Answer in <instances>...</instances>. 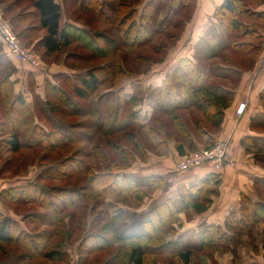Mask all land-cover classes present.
Instances as JSON below:
<instances>
[{
  "label": "trees",
  "instance_id": "16d2710c",
  "mask_svg": "<svg viewBox=\"0 0 264 264\" xmlns=\"http://www.w3.org/2000/svg\"><path fill=\"white\" fill-rule=\"evenodd\" d=\"M194 3L195 0H147L146 2H143V0H119L116 4H110L105 0H75V11L83 12L87 16L85 17V26L81 28L71 23L62 25L63 7L57 0H33V7L36 12L29 13L25 17H21V15L13 16L12 21L16 26H19L30 18L37 21V24L20 31L18 36L23 40L26 30H31L33 33H36L37 30H44L45 33L38 42L44 49V57L58 53H67L70 48L78 46V43L83 42V45H85L83 48L86 47L88 50L94 51L88 58L109 60L106 63L100 62L97 65H93V67L83 72L79 76L78 85L72 81L75 84L73 91L79 100L89 98L92 93L98 90L104 79L110 78L112 86L118 87L126 79V76L129 75V71L124 69V65L129 58L136 64L138 62L151 61L147 55L137 53L135 50L143 48L145 45L155 42V40H158L153 50L156 54H160L163 50L165 51L175 45L181 31L180 28H184L185 24L193 17ZM262 4H264V0H224L215 9L213 14L215 24L218 25L217 28L220 27L224 30V33L220 34L222 49L209 55L211 59L221 58L220 60H224V63H221L223 66L221 68H214L215 64L213 66L209 64V67H207L206 61L209 56L200 57V55H195L193 58L185 57L180 59L178 66L173 73L166 76L162 85L148 89V96H145L147 99H145L144 105L147 104L152 109L150 119L147 115L140 119L132 112L129 119L121 124L117 117L119 109L117 108L112 125L108 126L104 131L106 136H113L114 134L124 132L123 137L125 140L129 142L133 140L134 145L140 146V142L146 144L147 139L158 140V144H163L164 141L161 139V136L165 133L168 139L176 141L177 149L180 153H183V151L181 152L183 143L189 141L188 138L191 132V122L186 120V117H191L194 129L199 133H202L205 122L214 128H221L224 122L225 110L231 106L233 96L230 92L221 90L220 87H227L226 82L234 79L231 76L237 74L235 71L247 70L254 66L263 50L264 35L262 31H264V11L257 10ZM106 6L109 7V10L113 14L115 13L114 19L108 16L105 10ZM12 10L14 9L12 8ZM162 14L164 16L161 19ZM98 22L112 23L115 31L121 34L122 41L117 42L114 37L115 34L110 33V31H99L94 27L92 28L93 23L97 24ZM217 28H214L213 32L216 36L219 29ZM177 29H179L178 33ZM224 35L226 38H224ZM124 48L128 52L127 55L123 52ZM224 50L229 52L224 53ZM0 56H3V53ZM113 65L114 69L112 68ZM6 66L10 68H3L4 71L0 73V103H2V98L6 97L4 91H7V88L13 91L14 82L10 80V76L17 71L16 67L12 64H6L4 67ZM225 66H229L230 68L225 70ZM129 67L127 66V69L133 70ZM232 67H236L237 70ZM148 71L146 70V72ZM132 72L137 73L139 71L136 69ZM65 77L67 79L70 78V76ZM218 80L222 83H214L218 82ZM51 89L53 91L57 88L51 85ZM61 90L63 91L59 93L60 96L62 97L63 95L65 97L64 93L67 91L63 87ZM122 95L121 101L125 102L123 104L132 105L137 102L135 96L128 98L125 92ZM48 99L45 98L43 105H49ZM66 99L68 102L66 106L73 105L70 99ZM58 100L62 101L60 97H58ZM260 100L264 107V90L260 94ZM24 101L25 99L21 98L20 94H15L12 105L4 113L9 132L3 140H7L4 142L13 152H19L24 147L23 145L30 147L34 143L51 142L53 137L56 142H51V144L54 146L58 143L64 145L78 140L89 142L90 137L91 140H94V133L90 135L79 133L76 137H70L66 129L63 133L58 128L54 131L49 130L47 133L49 137H44V132L39 133L37 130L44 131L47 129H43L46 127L40 123L35 111L36 124L34 136L25 137L16 128L18 126V123L16 124L17 115H14L13 112L19 105L22 108H29L30 111V106L26 102L24 103ZM35 105L38 104H34L33 110H36ZM54 107L59 108V105L56 104ZM87 110L88 112L92 111L96 115L95 117H98L99 108L95 110L84 109L82 110L83 114H87ZM105 121L104 119H100L96 123L93 121V124L91 121L89 122V127H95L99 132L103 131ZM134 126L137 129L131 130ZM258 126L252 125L255 129H264V122L258 123ZM103 136L106 137L105 135ZM110 144L115 147L110 154L104 151L103 145L98 142L92 148V151L87 153L95 155L102 161L110 159L109 164L104 170H97L84 165L80 168L81 171L84 170L83 183L85 184L79 185V188L63 186L60 189L56 187V189H60V193H66V197H63L65 208L71 209L72 205L74 206L85 198L90 197L91 191H94V195L99 198H106L120 191H125L132 200L141 202L144 197L149 195L150 189L161 187L167 190L171 183L169 178L161 176L141 177L126 173V169L129 168L130 162L133 160L131 150L126 145L123 146L119 141L113 143L109 141ZM254 150L262 151L263 149L255 146ZM247 151L256 155L249 148H247ZM80 152L84 153V151ZM68 168L69 163L50 166L47 170L55 172V169H58L59 175L65 177L66 175H70L71 171H68ZM208 184L209 180H206L201 185L190 186L185 189V194L182 198L167 200L162 204L154 203L147 211L142 213L133 211L128 215L123 211L118 212L113 217L104 219L106 220L104 226L110 227L111 224H115L113 226L115 228L120 220L133 219L128 225L124 224L125 228L118 236L122 243L120 249L122 250L127 246V260L130 264H149L159 254V250H165L163 246L159 247L158 245L163 240H157L164 237L167 234V230L162 229L163 222L159 224L156 217L161 218L162 215H167V220L171 222V216L176 215V211H168V207H173L178 211L191 208L198 213L204 212L211 203V200L206 203V206H201L198 196L207 190ZM30 187L33 189H30ZM2 194L4 196H14L12 198H24L30 202L43 201L44 203L45 199L39 200L37 196H49L46 188L44 189L41 185L32 183L11 187ZM77 195L78 199L75 200L74 196ZM242 199L241 220H226L223 224H207L201 230V243L199 244L203 248L209 249L223 243H230L232 246L240 245L243 238L252 232L255 225L264 220L263 203L254 202L247 196H243ZM51 204L54 203L51 202ZM47 205L49 207L52 206L50 204ZM99 213L97 219L100 216L99 220H101L104 217L101 215L102 211ZM99 220L96 222L99 223ZM96 222L93 221V223ZM174 230H169L168 233L172 232L175 234ZM47 235L49 238L50 234L44 233V231L29 233L21 228L17 220L0 212V264H5L7 261L12 260V256L14 255H22L26 259L39 255L47 258L61 256L62 253H57L59 251H45L43 249L47 245ZM154 238L156 241L152 244V241L155 240ZM93 239L98 238L93 237ZM106 241L108 242V240ZM22 242L27 243V245L21 244ZM188 243L190 242L188 241ZM171 244L165 246L167 250L175 251V258L177 260L189 264L193 256L192 249L187 248L190 245H187V243L176 244L174 242ZM98 246H102V244Z\"/></svg>",
  "mask_w": 264,
  "mask_h": 264
},
{
  "label": "rangeland",
  "instance_id": "374dc122",
  "mask_svg": "<svg viewBox=\"0 0 264 264\" xmlns=\"http://www.w3.org/2000/svg\"><path fill=\"white\" fill-rule=\"evenodd\" d=\"M118 1L119 0H117V2ZM146 1L147 0H143V2ZM194 6L195 3L193 8ZM260 7L264 8V4L260 5ZM12 8L14 10H12ZM64 8L66 12L65 14H67V16H71L72 7H69V4L67 5L65 3ZM74 10H76V8H74ZM105 10L107 11L109 17H112V19L115 18V13L113 14L109 10V7L106 6ZM257 10L259 9L257 8ZM0 11L4 14L3 19L9 21L13 25L14 31L17 33V35H19L18 33L23 31L25 28L37 24V21L31 18L19 26H16L12 21L13 16L21 15V17H25L29 15V13L36 12L33 7V0H0ZM78 13H75L74 16H79ZM84 15L85 16L82 15L83 19L87 17L85 13ZM163 16L164 15L162 14L160 18L162 19ZM209 24L207 23L208 27L205 26L206 28H201L202 34L195 39L194 44H181L179 46L177 44L186 25L188 26V23H186L184 28H180L181 31L178 39L176 40V44L165 50L166 52L163 50L164 52L162 51L160 54L154 53L153 50L156 46L155 44L158 43V40H155V42H152L151 44L145 45L143 48L135 50L137 53H144L147 55L151 61L144 63L138 62L136 64L131 61V58H129L127 63H124V69L129 71V75L126 76V79L120 83L118 87L112 86L110 78L104 79L102 84L98 87V90L92 93L89 98L79 100L73 91V86L75 84H79V76L87 69L93 67V65H97L100 62L106 63V61L109 60L103 58H88V56L92 55L94 51L90 49L88 50L86 47L83 48L85 46L83 45V42L78 43V46L70 48L67 53H58L44 57V49L38 43L40 38L45 33L44 30H37L36 33H33L31 30H26L24 32L23 40L20 38V36H18V39L22 45L30 49L37 57L40 63L39 66H44L43 68H45L47 72L50 71L51 74L50 77L46 78L44 75L45 78L41 79L44 87L43 93L34 91L36 80L30 82V87L33 89L31 91L29 90V87L27 91L33 99V103H37L38 105H35L36 110L30 108V111L29 108H22L21 105L15 108L13 112L14 115H17L16 124L18 123L16 128H18L22 134L25 135V137H33L34 127L36 124V112L40 123L46 127L43 129H47L44 131L40 129L37 130L39 133L44 132V137H49L47 135L49 130L54 131L57 130V128L63 133L66 129L70 137H76L79 133H84L85 135L94 133L95 137L93 138L94 140H91V137L89 136V142L78 140L64 145L58 143L56 146L51 144V142H56L54 137H51V142L34 143L33 146L30 147H27L28 145H23L24 147L19 152H13L4 142L7 140H3L5 136L7 137L9 132L4 113L12 105V101L15 99V94H20L21 98L25 99L24 90L28 87L27 80L23 79L22 82H20V92H17V86H14L13 91L8 88L7 91H4V94L6 93V97H4V99L2 98V103H0V212L17 220L21 228L29 233L44 231V233L50 234L49 238L48 235L46 237L47 245L43 249L45 251H59L57 253H62L61 256H54L53 258H47L45 256L39 255L31 259H26L22 255H14L12 256L13 259L7 261L5 264H130L127 260V246H125V248L122 250L120 249L122 243L120 242V238H118V236L125 228L124 226L128 225V223L133 219L129 218L125 221L120 220L116 224L117 226L115 228L113 227L115 224H111L110 227H105L104 225L106 220L104 219H107V217H113L121 211L127 213L128 215L133 211H136L137 213L147 211V209H149V207L155 202H151L150 198L147 199L146 197H148L150 194H155L158 189L160 190L161 187L150 189L148 192L149 195L144 197L143 201L141 202L132 200L125 191H120L117 194L106 198H99L98 196L94 195V191H91L90 197L85 198L74 206L72 205L71 209L65 208L66 206L64 205L63 197H66V193H60L59 190L63 186L79 188V185L85 184L83 183L84 170L81 171L80 167L85 165L88 167H93L97 170H104L109 164L110 159H105V161H102L93 154H87L92 151V148L95 147L97 142L103 145L104 151H106L108 154H110L112 149L115 148L111 144L109 145V141L110 143L119 141L123 146L126 145L128 149L131 150L130 152L132 153L133 158V160L130 162L131 164L129 168L126 170H129L130 168H137L139 171H141L142 169L140 167L146 166V161L148 160L149 154L161 155L163 149L169 148L168 146L172 145L170 143H173L177 149L176 141L168 139L165 133H163V136H161V139L164 141L163 144H158V140L154 141L152 139H147L146 144L140 142V146H138L133 144V140H131V142L125 140L123 137L124 132L120 134H114L113 136H106L104 131L108 126L112 125V122L115 118V110H117V108H119L117 117L119 119V123L121 124L129 119L132 112H134L140 119L146 116L141 114L138 110V107H141V105L145 103V101L142 100L143 97H145V94L142 96L140 95L141 101H139V97L137 99L136 96V99L139 102H136L132 105L123 104L125 102L121 101L123 98L122 94L125 92L126 96L131 98V93L127 92L130 91V89L125 90L124 88H120L122 84L128 81H133L137 77L144 76V74L148 73L149 71L157 72L160 69H175L178 66L177 62L179 63L180 61H177V59L180 58L179 55H181L182 52L188 51V53H190L193 57L195 55H200V57H208L212 53L222 49L220 34L224 33V30L220 27H218V29V25L215 24L213 19H211ZM93 27L99 31H110V33L112 32L115 34L114 37L116 38L117 42L122 41V38L120 37L121 34H119L118 31H115L113 24L110 22H98L97 24L93 23L92 28ZM214 28L218 29L217 36L213 34L215 30ZM178 31L179 29H177V33ZM224 38H226L225 35ZM192 39L190 41H192ZM2 45L4 47V44L0 40V55L3 53ZM262 48L261 62H259V73H264V42ZM224 51V53L229 52H227V50ZM123 52L125 55L128 54L125 48L123 49ZM220 59L221 58L211 59L209 56L206 61V66L209 67V64L212 66L215 64L214 68H221L223 66L221 63H224V60ZM129 64L133 70L127 69ZM3 68L9 69L10 67L1 66L0 73L4 71ZM112 68L114 69V65ZM228 68L230 67L225 66L224 69L228 70ZM232 68L237 70L236 67ZM252 68L253 66L247 70ZM136 69L139 72H132ZM145 69L149 71L146 72ZM243 71H246V69ZM65 76H70V78L67 79ZM72 81H74L75 84ZM238 81L239 78L234 76V79H230L226 83L228 87H233ZM214 83L222 82L218 80V82ZM22 85L25 86V88H23ZM51 85L57 88L56 90H53L54 92L51 89ZM62 87L65 88V91H67L64 93L65 97L62 95L63 98L59 94L61 91H63L61 90ZM225 88L226 87H220L221 90L227 91ZM58 97H60L62 101H59ZM45 98H49V105H43ZM66 98L70 99L73 105L66 106L68 103ZM25 102L28 105L26 99L24 103ZM56 104L59 105V108L54 107ZM146 106L147 105H144L143 107L145 108ZM88 108L90 110L99 108L98 117H95L96 115L92 111L88 112V110L87 114H83L82 110ZM146 114L150 119L152 116V109L150 106H147ZM2 115L3 117H1ZM100 119L106 120L104 122L105 126L103 131L99 132V130H96L95 127H89V122L92 121L93 124V121L96 123V121H100ZM185 119L191 121L190 137L188 138L189 141H186V143L184 141V143L182 142L183 149L181 152L183 151V153H180V151L177 149L180 155H178L174 169L178 168L179 162L185 156L189 157L200 150L214 148L217 144L227 141L218 140L213 144H206L202 137H204V135H213V133L219 131L220 128H214L209 123L205 122V126L202 128V133H199L194 129V123H192L193 121L188 117ZM136 129V126L131 128V130ZM260 132L264 133V129H261ZM227 142L230 152V142ZM260 148L263 150L256 151L254 150L255 147L253 146L250 147V150L255 152V160L262 168L264 167V142H261ZM80 151H84V153L82 154ZM85 154L87 157L84 156ZM233 160V163L227 164L224 167L234 165V157ZM68 163V171L71 172L69 173L70 175H66L65 177L59 175L58 169H55V172L47 170V168L49 169L50 166H57L61 164L65 165ZM166 178L168 179V177ZM28 183L39 184L44 189L46 188L48 190L49 196H37L39 200L45 199V203L43 201L30 202L24 198H12L14 196H4L2 194L5 190L10 189L11 187L23 186ZM56 187L60 189H56ZM31 188L32 187H30V189ZM216 196H218L216 191L208 189L205 192L199 194L198 200L201 206H206V203L211 200V203L206 208L207 210L212 205L213 198L216 199ZM74 199H78V195L74 196ZM51 202H53L55 206L54 204H51ZM47 204L52 206L49 207ZM215 209L216 208H214L213 213ZM192 210L193 209L188 208L184 211H178L173 207H168V211H176V215L171 216V222L167 220V215H162L161 218L156 217V220L159 224L163 222L162 229L167 230V234L157 240H163V242H159L158 245L159 247L163 246L165 250H159V254H157L154 257V260L150 261L149 264H185L175 258V251H169L165 247L166 245H172L171 243L173 242L176 244L187 243V245H190L187 248L192 249L193 256L189 264H264V231L262 229L264 223L255 225L252 232L248 234L249 236L246 235L243 238L242 244L240 245L232 246L230 243H223L219 244L220 246L218 245L207 249L203 248V246L199 244L201 243V230L207 225L205 216L201 214H195ZM100 211H102L101 215L104 217L101 220H99L100 216L99 219H97ZM98 220L100 221L99 223L96 222ZM93 221L96 223H93ZM192 224L197 225L198 229L196 230L194 228L195 226H191ZM186 226L191 227L185 228ZM183 228H185V230L182 231L185 232L180 234V231ZM173 229H175V234L172 232L168 233L169 230L173 231ZM93 237H97L98 239H93ZM106 240H108V242ZM154 241H156V239L152 241V244ZM188 241L190 243H188ZM21 244L25 246L27 245V243L24 242ZM100 244H102V246H98ZM253 247L257 253H251V248ZM246 252H250L251 254L242 257L243 254H247Z\"/></svg>",
  "mask_w": 264,
  "mask_h": 264
},
{
  "label": "crops",
  "instance_id": "0c3cea01",
  "mask_svg": "<svg viewBox=\"0 0 264 264\" xmlns=\"http://www.w3.org/2000/svg\"><path fill=\"white\" fill-rule=\"evenodd\" d=\"M74 1L75 0H57L63 7L61 23L64 25L65 22H68L83 28L85 26V18L83 19L82 15H85L83 12L78 11V13L74 10ZM223 1L224 0H195L193 17L187 22L188 26L186 25L179 38L177 43L178 46L181 44H194L195 39L202 34L201 28L203 29L205 26L208 27L207 23L209 24L211 19L214 20V11ZM108 2L110 4H116L117 0H109ZM65 3L67 5L69 4V7H72L71 16L65 14ZM258 9L264 11L262 7ZM75 13H78L79 16H74ZM3 15L4 14L0 11V20L3 19ZM191 39L192 41H190ZM2 49L3 56L0 57V64L3 66L12 64L16 67L17 71L10 76V80L14 82V86H17V92L21 90L19 88L20 82H22L23 79L27 80L28 87L24 90V98L28 102L30 108H33L35 103H33V99L27 91L30 87V82L36 80L34 91L43 93L44 87L41 79L45 78L44 75L46 78L50 77L51 72H47L45 68H43L44 66L34 67L28 63L17 60L5 46L3 47V45ZM179 57L177 61L185 57L193 58L188 51L182 52ZM259 62H261V56L257 59L252 69L235 71L237 74L231 76V78H234V76L238 77L239 81L235 86H227L225 88L232 94L233 102L231 106L225 110L224 122L219 131L213 133V135H204V137H202L206 144H213L218 140L229 141L230 153L235 159V164L226 166L221 171H215L208 165L192 170L180 171L178 168L174 169L180 153L175 148L174 144L170 143L172 145H169V148L163 149L161 155L149 154L146 166L140 167L142 169L141 171L137 168L126 170L128 174L141 177L161 176L168 177L171 180L167 190L160 188L155 194H150L146 197L147 199L150 198V201L156 204H162L167 200H178L184 196L186 188L194 185H201L204 181L209 180L207 190L216 191L218 196L215 197L216 199L213 198L212 205L206 211L198 213L194 209L192 210L195 214L204 215L208 225L223 224L226 220H241L243 196L251 198L254 202H261L264 204V167L261 168L256 162L254 153L247 151V148L250 149L252 146L261 147V142H264V133L260 132L261 129L252 127L254 124L259 127L258 123L264 122V107L260 100V93L264 90V73H259ZM160 70L157 72L149 71L144 74V76L137 77L133 81L122 84L120 88H124L125 90L130 89V91H127L131 93L130 97L137 96V99L139 97V101H141L140 95L142 96L145 94V96H148V89L150 87L160 86L166 76L173 73L175 69L167 68ZM23 88H25V86H23ZM32 89L33 88L30 87L29 90L32 91ZM145 99H147V97H143L142 100L145 101ZM241 103H246V107L244 113L238 115L237 109ZM143 105H141V108L138 107V110L141 114L147 115L148 105L146 104V109ZM188 117L191 119L190 116ZM214 208L216 209L213 213ZM260 223H264V221ZM191 226H195L194 228L196 230L198 229L197 225L192 224ZM191 226H186L185 228ZM185 228L181 229L180 234L185 232L182 231L185 230ZM262 229L264 231V225ZM252 252H256L254 247L251 248V253ZM246 253L247 254H243L242 257L251 254L250 252Z\"/></svg>",
  "mask_w": 264,
  "mask_h": 264
},
{
  "label": "built area",
  "instance_id": "2783aa9c",
  "mask_svg": "<svg viewBox=\"0 0 264 264\" xmlns=\"http://www.w3.org/2000/svg\"><path fill=\"white\" fill-rule=\"evenodd\" d=\"M0 39L6 49L17 60L28 63L31 66L40 65L34 53L24 47L14 31L13 25L5 19L0 20ZM246 103H241L237 109L239 115L244 113ZM233 156L229 152L228 142L217 144L214 148L200 150L189 157L181 159L178 165L180 171L192 170L205 165L210 166L215 171H221L227 164L233 163Z\"/></svg>",
  "mask_w": 264,
  "mask_h": 264
}]
</instances>
